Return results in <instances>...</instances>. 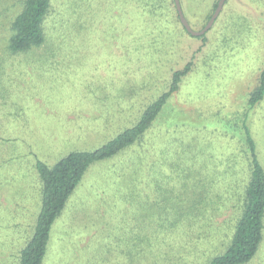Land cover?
Returning <instances> with one entry per match:
<instances>
[{
	"label": "rangeland",
	"instance_id": "rangeland-1",
	"mask_svg": "<svg viewBox=\"0 0 264 264\" xmlns=\"http://www.w3.org/2000/svg\"><path fill=\"white\" fill-rule=\"evenodd\" d=\"M118 1L54 0L66 24L55 31L52 20L45 45L12 53L23 0H0V264H19L32 233L37 160L53 165L71 151L96 150L134 126L194 56L141 140L87 168L43 264H204L229 242L235 214L216 213L219 175L243 156L228 131L264 65V0H226L203 38L170 16L137 29L133 5L126 16ZM180 1L201 30L220 0ZM253 121L264 129V101ZM247 264H264V240Z\"/></svg>",
	"mask_w": 264,
	"mask_h": 264
},
{
	"label": "trees",
	"instance_id": "trees-1",
	"mask_svg": "<svg viewBox=\"0 0 264 264\" xmlns=\"http://www.w3.org/2000/svg\"><path fill=\"white\" fill-rule=\"evenodd\" d=\"M115 4L116 7L124 9L125 13L122 14L126 16H129L131 5H133V15L129 21L135 22L137 29L142 25L148 28L150 24L161 27L169 21L170 16L173 22L182 25L183 29L189 33L180 20L175 0H119ZM54 5V0H23V8L12 23L13 34L8 45L12 53L26 52L45 45L50 40L51 28L47 26L52 20L55 31L66 24V12L56 11ZM217 5L218 1H215L214 10ZM211 16L209 14L208 19ZM60 23L62 24L56 27ZM204 36L202 34L197 37ZM194 59L195 56L184 66L172 71L168 90L158 95L145 107L134 126L124 129L103 146L93 151H71L53 165L37 160L36 167L42 181L40 210L32 233L20 251L19 264H43L53 225L65 209L70 195L87 168L93 162L110 158L141 140L162 115L172 95L180 89L184 77L193 69ZM263 101L264 65L259 72L257 83L248 93L246 107L243 111L236 110L231 114L228 137L241 145L240 152L243 156L240 161L237 160L238 162L229 161L232 163V171L228 168L227 174L219 175L224 188L217 195L219 204L216 213L220 214L228 209L234 210L233 232L224 251L208 257L209 261L204 264H247L262 246L264 161L260 152V139L264 140V129L260 127L256 129L253 119ZM254 130L259 131L260 135L256 136Z\"/></svg>",
	"mask_w": 264,
	"mask_h": 264
},
{
	"label": "water",
	"instance_id": "water-1",
	"mask_svg": "<svg viewBox=\"0 0 264 264\" xmlns=\"http://www.w3.org/2000/svg\"><path fill=\"white\" fill-rule=\"evenodd\" d=\"M226 0H220L213 15L211 16V18L209 19L208 23L206 24V26L201 29V30H194L188 19L186 18L185 16V13L183 11V7H182V4H181V1L180 0H175V3H176V8H177V11H178V14H179V17H180V20L182 22V24L184 25V27L187 29V31L189 33H191L192 35L194 36H200L202 34H205L211 27L212 25L214 24L215 20L217 19V17L219 16L223 6H224V3H225Z\"/></svg>",
	"mask_w": 264,
	"mask_h": 264
}]
</instances>
